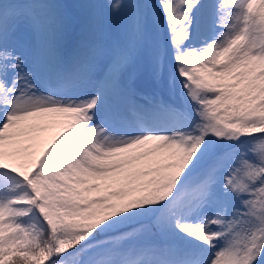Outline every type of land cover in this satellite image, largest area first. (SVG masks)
Here are the masks:
<instances>
[{
	"label": "snow or ice",
	"instance_id": "1",
	"mask_svg": "<svg viewBox=\"0 0 264 264\" xmlns=\"http://www.w3.org/2000/svg\"><path fill=\"white\" fill-rule=\"evenodd\" d=\"M0 264H264V0H0Z\"/></svg>",
	"mask_w": 264,
	"mask_h": 264
},
{
	"label": "rangeland",
	"instance_id": "2",
	"mask_svg": "<svg viewBox=\"0 0 264 264\" xmlns=\"http://www.w3.org/2000/svg\"><path fill=\"white\" fill-rule=\"evenodd\" d=\"M57 2L67 4V5H79V4L94 2V0H57ZM101 2H107V0H101ZM112 2H115V0H112ZM153 2H155V0H153ZM223 2L228 5L226 0H224ZM177 3H179V0H177ZM67 11L72 13L73 15H79L80 13H82L83 10L79 8H69L67 9ZM17 35H19V31ZM41 135L47 136L49 134L41 133Z\"/></svg>",
	"mask_w": 264,
	"mask_h": 264
},
{
	"label": "bare ground",
	"instance_id": "3",
	"mask_svg": "<svg viewBox=\"0 0 264 264\" xmlns=\"http://www.w3.org/2000/svg\"><path fill=\"white\" fill-rule=\"evenodd\" d=\"M224 1V0H223ZM227 1V3H228V5L230 4V0H226ZM226 6H228L227 4H225Z\"/></svg>",
	"mask_w": 264,
	"mask_h": 264
}]
</instances>
